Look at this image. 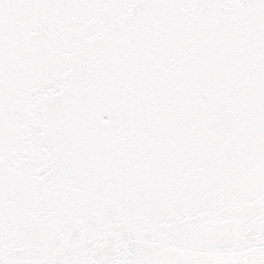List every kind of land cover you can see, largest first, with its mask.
<instances>
[{
  "label": "water",
  "instance_id": "water-1",
  "mask_svg": "<svg viewBox=\"0 0 264 264\" xmlns=\"http://www.w3.org/2000/svg\"><path fill=\"white\" fill-rule=\"evenodd\" d=\"M0 264H264V0H0Z\"/></svg>",
  "mask_w": 264,
  "mask_h": 264
}]
</instances>
